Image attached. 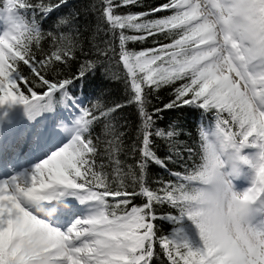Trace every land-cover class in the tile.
Listing matches in <instances>:
<instances>
[{"label": "snow or ice", "instance_id": "6c2138e0", "mask_svg": "<svg viewBox=\"0 0 264 264\" xmlns=\"http://www.w3.org/2000/svg\"><path fill=\"white\" fill-rule=\"evenodd\" d=\"M136 2L103 0V18L119 30L129 102L143 117L139 176L130 166L124 172L118 134L104 149L112 173L98 162L101 150L91 136L98 117L71 91L94 63L75 76L47 78L55 62L74 59L76 42L49 32L54 50L38 55L45 38L38 17L47 18L68 0L2 4L0 264H152L157 242L169 264H264V0H167L148 12L117 14L118 7ZM159 12L171 14L148 19ZM59 24L70 25V17ZM158 35L171 42L154 41L156 47L139 52L126 47ZM177 81L184 82L164 108L194 105L214 112L215 123L200 132V162L153 190L144 179L148 162L167 164L153 151L152 138L176 133L152 131L161 109L149 114L148 95ZM18 115L36 123L27 135L9 136ZM46 115L51 120L41 127ZM128 174L139 192L127 190ZM136 195L146 202L129 210ZM165 204L178 215L163 217L174 227L158 236L155 208Z\"/></svg>", "mask_w": 264, "mask_h": 264}, {"label": "trees", "instance_id": "16d2710c", "mask_svg": "<svg viewBox=\"0 0 264 264\" xmlns=\"http://www.w3.org/2000/svg\"><path fill=\"white\" fill-rule=\"evenodd\" d=\"M36 3L37 0H30ZM57 2V0H51ZM167 0H137L135 4L120 6L116 9L117 14H138L148 12L152 8L158 7ZM6 0H0V8ZM120 4L121 0H114ZM103 0H68L66 6H62L54 11L47 18L38 17L41 20V28L45 33L44 40L41 41L44 53H50L53 49V39L47 36L51 32L53 36L59 37L61 34L71 36L76 42L75 57L66 64L55 62L51 67L55 71L49 70L47 78L51 80L62 79L75 76L81 70V66L91 61L95 67L85 69L87 75L84 79L78 80L71 88L75 97L81 96L83 107L90 109L98 117L92 125L91 136L98 142L101 155L98 159L105 164V171L112 173L113 165L110 164L104 149L107 142L114 139V135L120 136L119 159L122 162L125 173L129 172V166L135 176H139L138 162L142 160L140 153L143 117L135 103H130L131 90L127 69L120 60L119 30L113 32L110 25L103 18ZM171 12H159L148 19H156ZM70 17V25H60L59 19ZM30 18V15H29ZM127 35H139L131 30H125ZM170 43L171 38L164 35L149 37L146 40L128 41L126 47L129 51L139 52L156 47V43ZM101 51H106L107 56L100 55ZM184 81H177L174 85H166L158 91H149L147 110L153 114L154 109H161L153 115L152 131L157 130L168 132L174 131V137L152 138V149L156 155L165 161L167 167H161L153 161H149L145 173V182L153 190L160 189L165 183H175V172L183 173L186 168H190L193 162H200L202 129L209 128L215 123V113H209L194 105L177 106L165 109L164 105L174 99V89ZM44 89H38L43 91ZM27 94V93H26ZM117 105L121 107L116 108ZM109 112L108 116H101V112ZM227 115V114H225ZM106 126H110L108 130ZM193 149L189 154L187 149ZM171 157V159H168ZM126 186L129 192H139V185L134 180L132 174L126 178ZM131 203L129 210L133 206H142L146 199L136 195L129 198ZM109 202L112 200L109 198ZM156 229L158 236L171 234L174 225L171 221L163 219L168 215H178V210L170 205H157ZM189 231L195 238V229L189 225ZM152 264H169L167 256L156 243Z\"/></svg>", "mask_w": 264, "mask_h": 264}, {"label": "rangeland", "instance_id": "374dc122", "mask_svg": "<svg viewBox=\"0 0 264 264\" xmlns=\"http://www.w3.org/2000/svg\"><path fill=\"white\" fill-rule=\"evenodd\" d=\"M46 118H47V115H46V117H45L44 119H42L41 121H44ZM32 122L35 123V121H28L26 118H24V117H22V116H20V115L17 116L16 124H18V125L22 124V128H24V127H26V126L29 128L28 125H31ZM16 124H15V126H16ZM15 126H14V128L11 130V132L8 133L9 136H11V135L14 133ZM237 186H238V187H241V188L244 187V186H245L244 181H243V180L237 181Z\"/></svg>", "mask_w": 264, "mask_h": 264}, {"label": "bare ground", "instance_id": "6f19581e", "mask_svg": "<svg viewBox=\"0 0 264 264\" xmlns=\"http://www.w3.org/2000/svg\"><path fill=\"white\" fill-rule=\"evenodd\" d=\"M2 29H3V24H2V22H0V30H2ZM64 115H65V116L68 115L67 111H65ZM41 127H43V126H41ZM28 132H29V128H28L27 126L24 127V128H22V126L16 124V126H15V130H14V133H13L12 135L20 134V133H25V135H27ZM23 150H24V149H22L21 151H23ZM20 162H21V163H24L23 160H21Z\"/></svg>", "mask_w": 264, "mask_h": 264}]
</instances>
